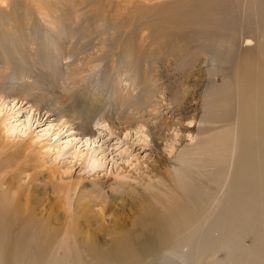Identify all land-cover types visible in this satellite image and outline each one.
Returning a JSON list of instances; mask_svg holds the SVG:
<instances>
[{
	"label": "rangeland",
	"instance_id": "1",
	"mask_svg": "<svg viewBox=\"0 0 264 264\" xmlns=\"http://www.w3.org/2000/svg\"><path fill=\"white\" fill-rule=\"evenodd\" d=\"M172 1L0 0L1 133L20 147L28 139L43 146L37 167L2 176L1 192L16 204L5 212L0 203V215L17 235L14 246L30 243L18 231L30 237L41 228V246L54 247L67 225L79 239L116 234L125 245L139 246L162 217V191L169 186L181 194L178 185L190 177L193 185L195 178L208 181L212 194H223L215 191L218 167L208 157L212 141L230 127L213 118L233 87L225 77L226 45H171L162 19ZM247 1L234 0L242 18ZM44 107L63 108L61 120L74 121L72 129L58 128ZM12 127L16 138L7 131ZM69 142L81 158L67 153ZM257 221L264 225V218ZM51 227L56 234L47 243L44 230ZM85 242L80 260L90 264ZM259 246L264 231L239 230L198 264L214 258L249 264ZM148 260L182 264L172 256Z\"/></svg>",
	"mask_w": 264,
	"mask_h": 264
},
{
	"label": "bare ground",
	"instance_id": "2",
	"mask_svg": "<svg viewBox=\"0 0 264 264\" xmlns=\"http://www.w3.org/2000/svg\"><path fill=\"white\" fill-rule=\"evenodd\" d=\"M235 2L173 0L166 5L169 14L162 19V23L171 30L165 31L164 35L168 36L171 45L182 46V50L194 49L200 41L218 40L220 45H226V53H223V61L227 63L224 67L225 77L233 87L225 93L220 115L213 116L216 120L211 119L225 122L230 127L227 133L212 141L208 157L212 165L218 167L214 190H224L223 194H212V188L206 185L208 181L205 184L195 178L196 185H193L190 177L186 178L184 184L178 185L182 187L181 194L169 186L162 191L166 194L162 205L164 213L156 224L153 221L150 228L152 233L139 246L125 245L116 234L107 240H96L92 236L79 239L75 232H71L70 225L64 229L54 247L45 249L41 246V228H36L30 237L26 231H18L22 240L30 243L29 246L26 242L22 246H14L17 235L6 216L0 215V264H83L80 258L84 259V256L79 244L84 241V255L90 258V264H147L149 257L151 261L158 258L162 261L169 256L174 258V262L178 259L182 264H198L208 252L215 256L221 245L239 235V230L254 234L264 231V225L257 221L259 217L264 218V0H248L243 18L237 12ZM242 46L245 47L241 49ZM44 108L48 115L55 116L57 123H61L58 128L67 126L66 131L72 129L74 121L61 120L63 108ZM2 110L0 104V115ZM35 110L40 111L39 105ZM2 116L0 155L5 157L0 164V203L5 207L4 211L8 212L16 204L1 192L3 174L6 172V175L18 176L31 167H37L35 165H38L43 155V146H40V142L28 139L20 147L14 144V140H8L9 133L4 134L5 137L1 133ZM7 131L15 138L19 136L13 127ZM67 146V153L75 158L83 154L76 146L70 147V142ZM89 154L86 153V156ZM222 163L226 164L225 169H220ZM207 174L208 171L204 173L206 177ZM46 232L45 241L49 243L56 231L51 227L44 230ZM131 234L124 233L126 236ZM70 238L73 239L72 244ZM118 242L122 245L118 246ZM99 256L104 259L100 260ZM248 261L249 264H264V247L256 248ZM162 264L174 263L162 261ZM212 264L223 263L214 258Z\"/></svg>",
	"mask_w": 264,
	"mask_h": 264
}]
</instances>
